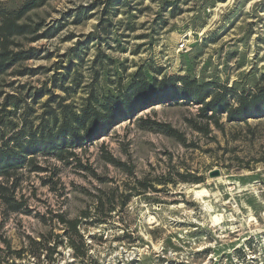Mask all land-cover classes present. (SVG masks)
Returning <instances> with one entry per match:
<instances>
[{"label": "rangeland", "instance_id": "rangeland-1", "mask_svg": "<svg viewBox=\"0 0 264 264\" xmlns=\"http://www.w3.org/2000/svg\"><path fill=\"white\" fill-rule=\"evenodd\" d=\"M0 1L12 10L25 0ZM26 15L44 27L63 23L26 44L39 52L20 68L34 74L10 69L0 78L3 95L21 84L24 95L43 89L37 113L49 93L76 109L116 93L119 80L125 89L139 69L150 81L187 76L236 93L264 87V0H49ZM197 108L182 100L148 107L75 147L76 161L38 156L44 171L19 169L8 184L25 206L13 211L0 200V264H264V116L235 122L221 114L222 128L210 121L204 132ZM137 180L147 189L131 190ZM105 194H113L114 211ZM57 214L79 218L84 246L75 235L77 248L69 245ZM29 238L57 242L51 262L45 250L38 261L27 251L17 258L13 251L28 250Z\"/></svg>", "mask_w": 264, "mask_h": 264}, {"label": "trees", "instance_id": "trees-1", "mask_svg": "<svg viewBox=\"0 0 264 264\" xmlns=\"http://www.w3.org/2000/svg\"><path fill=\"white\" fill-rule=\"evenodd\" d=\"M47 1L49 0H25L18 8L12 10L3 7L0 1V78L10 69L11 74L20 76L35 73L33 69L20 68V63L36 57L39 52L26 44L51 37L63 26V23L57 21L44 27L43 21H31L27 17L28 12L42 7ZM69 52L76 60L81 61L80 51L76 47H72ZM97 60L103 61L100 56ZM58 78L57 75L56 82H59ZM120 82L119 80L116 93L102 94L96 97L94 102L88 101L76 109L73 104L65 103L63 97L49 93L47 99L40 103L41 113H37L34 104L40 102L38 100L43 96V89L24 95L21 90L25 86L21 84L18 87L19 93L3 95V91H0V97L3 96L0 101V200L2 203L13 211L25 206L22 196L16 198L15 183L12 182L10 185L8 183L19 169L28 167L32 171H44L45 167L37 164L38 156L54 157L65 164L69 163L70 158L76 161L78 158L74 151L75 147H81L105 135L111 127L122 120L130 119L138 112L157 104L178 100L197 104L198 116L204 118L206 123L196 128L204 132H208L210 121L216 127L222 128L219 122L221 114H225L226 121L235 122H246L248 118L264 116V87L254 93H236L226 86L210 82L199 83L187 76L163 77L150 81L141 69L132 75L125 89ZM8 86H11V83ZM59 88L68 91V88L62 84ZM27 96L31 97L30 101H27ZM230 98L235 100V104ZM157 126L177 140L184 141L183 135L169 125L157 124ZM109 160L117 163L112 157H109ZM164 180L158 181V184H165ZM196 180L194 182H198ZM137 186L147 189L144 181L137 180L131 190L136 189ZM149 188L156 190L152 185ZM131 194L130 192L125 196L122 205L128 201ZM112 195L105 194L107 211H114ZM97 198L95 208L99 210L104 202L101 197ZM56 217L66 228L65 236L69 245L77 248L71 239V236L75 235L84 246L83 236L78 229L79 218L66 219L60 214ZM81 217L87 219L91 215L88 210H83ZM92 222L102 223L97 216ZM57 237L59 238L60 235ZM6 244L9 248L8 242ZM56 244L57 242L48 245L46 238L40 243L29 238L28 250L22 247L13 253L17 258H21L27 251V254L38 261L41 256L39 252L45 250V259L51 262ZM83 255L84 252H81L79 256Z\"/></svg>", "mask_w": 264, "mask_h": 264}, {"label": "water", "instance_id": "water-1", "mask_svg": "<svg viewBox=\"0 0 264 264\" xmlns=\"http://www.w3.org/2000/svg\"><path fill=\"white\" fill-rule=\"evenodd\" d=\"M219 175V171L218 170H214L211 174L210 177H214V176H218Z\"/></svg>", "mask_w": 264, "mask_h": 264}, {"label": "bare ground", "instance_id": "bare-ground-1", "mask_svg": "<svg viewBox=\"0 0 264 264\" xmlns=\"http://www.w3.org/2000/svg\"><path fill=\"white\" fill-rule=\"evenodd\" d=\"M195 195H196V194H195ZM219 216H220V215H219ZM214 220H215V221H219V220H220V218H219V217H217V216H215Z\"/></svg>", "mask_w": 264, "mask_h": 264}, {"label": "built area", "instance_id": "built-area-1", "mask_svg": "<svg viewBox=\"0 0 264 264\" xmlns=\"http://www.w3.org/2000/svg\"><path fill=\"white\" fill-rule=\"evenodd\" d=\"M183 46H184V44H183V43H180V44H179V47H183Z\"/></svg>", "mask_w": 264, "mask_h": 264}]
</instances>
